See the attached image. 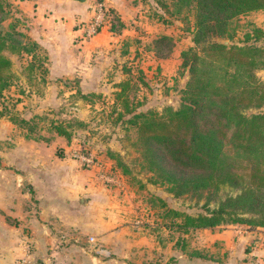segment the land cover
Segmentation results:
<instances>
[{"label":"rangeland","instance_id":"obj_1","mask_svg":"<svg viewBox=\"0 0 264 264\" xmlns=\"http://www.w3.org/2000/svg\"><path fill=\"white\" fill-rule=\"evenodd\" d=\"M167 3L169 12L174 11L172 1ZM137 10L127 17L130 29L111 31L109 44L94 43L96 35L84 32L85 43L56 49L57 54H70L66 70L63 64L49 60L48 50L28 36L25 23L12 13L3 24L7 28L14 23L37 44L33 59L32 55L5 53L12 61L14 76L0 95L4 197L47 200L51 216L57 217L55 210L59 211L68 222L58 228L52 219L49 244L40 254V249H35L36 261L42 264H207V247L214 246L206 230H178L172 224L180 219L172 212L164 213L207 214V192L201 197H175L171 185L154 183L142 165L136 128L127 123L128 117L117 119L119 104L115 110L118 84L128 79L129 98L136 112L179 108L190 78L188 68L182 67V53L191 48L202 53L193 42L195 8L192 5L171 14L154 0H141ZM110 18L122 23L117 15ZM110 23L106 24L108 30ZM230 26V39L212 42L243 45L248 34L249 44L264 47V34L258 40L253 36V28L264 30V13L242 15ZM163 35L172 38L173 48L167 58H157L153 41ZM256 75L264 83V69ZM243 112L247 116L264 113V105ZM59 124L70 137L56 133L54 126ZM77 154L92 162L77 158ZM236 193L221 186L209 207ZM72 194L77 195L74 203ZM80 198L89 202L82 204ZM84 207L85 216H81ZM221 226L231 230L229 247L235 248L222 255L225 264L231 260L264 264V258L254 250L257 239L249 237L256 229ZM156 238L167 245L175 243V248H164L160 255L144 253V246L156 248ZM258 240L264 249L262 239Z\"/></svg>","mask_w":264,"mask_h":264},{"label":"trees","instance_id":"obj_2","mask_svg":"<svg viewBox=\"0 0 264 264\" xmlns=\"http://www.w3.org/2000/svg\"><path fill=\"white\" fill-rule=\"evenodd\" d=\"M154 1L169 12L168 0ZM171 1V14L194 5L193 42L202 51L191 48L182 53V67L188 68L190 78L180 106L165 107L161 112H136L129 98L130 80H123L115 92V110L120 105L117 119L128 117L127 123L136 128L142 165L152 174L154 183L171 185L175 197H201L207 192V214L164 211L180 219L172 224L178 230L229 224L264 227V113L247 116L243 112L264 105V83L256 75L264 69V47L249 44L248 34L243 45L212 42L215 38L230 39L232 21L264 11V0ZM10 13V3L0 0V95L14 76L12 61L5 53L32 55L33 59L37 48L14 23L4 27ZM112 14L116 16L107 8L105 24L111 22L110 31L122 30L124 24L117 18L112 20ZM263 34L262 28H253L255 40ZM172 48L170 36L153 41L152 51L157 58H167ZM54 128L57 134L70 137L62 125ZM225 185L237 193L218 199L210 208Z\"/></svg>","mask_w":264,"mask_h":264},{"label":"crops","instance_id":"obj_3","mask_svg":"<svg viewBox=\"0 0 264 264\" xmlns=\"http://www.w3.org/2000/svg\"><path fill=\"white\" fill-rule=\"evenodd\" d=\"M6 1L11 5L12 15L25 23V30L28 36L36 40L41 47L48 50L49 60L51 62L63 64L62 68L66 70L65 64L71 61L70 54H57L56 49H61V51L65 49L68 50L67 48L70 46H76L78 43L80 45V43L86 42L83 33L85 25L93 18V5L96 0H87L85 3H79L74 0ZM99 1L103 2L106 8H110L114 11L119 19H121L122 23H125V30L130 29L129 23L126 21L127 17L131 12L138 11L137 9L141 2V0ZM252 13H264V11H256L249 14ZM80 23L82 25H79ZM107 28L108 26L105 24L96 34V37H93L95 39H92V41L98 44H109V35L113 36V33ZM105 36L107 37L106 40L103 39ZM70 40H72L71 43L69 42ZM3 187L4 173L0 169V264H15L20 259L26 260L28 264H42L36 261V257L34 256L36 254L35 249H40V254L46 248V245L49 244L52 236L50 225L53 223V220H55V225H58V228H60V226L66 227L68 222L65 221V218L58 215V213H60L59 211L57 212L55 210L57 217L51 216V208L47 200L39 199L36 201L30 199L5 198ZM76 196L77 195L74 196L73 194L70 196L73 203L76 201ZM86 209L87 208L84 207L79 212L81 216H85L84 212ZM57 218H59L60 221L57 220ZM79 220H84V218L80 217ZM203 230L207 231V236L208 233L210 234L212 237L211 241L214 245L213 247H207V264H225L222 255L225 256L227 251L231 253L235 251L234 247H229L231 244V230L227 229L225 226ZM250 233L251 236L249 237L257 240L262 239L264 243V227L257 228ZM14 240L18 241L14 242ZM257 240H254V250L264 258V249L261 248L259 240ZM156 241V248H153L151 244L149 246H144V253L151 254L154 252L160 255L164 252V250H162L164 248H175V243L167 245L158 238H156ZM224 246H227V248H224ZM213 253L214 256H212ZM181 254H178V259L181 257ZM186 262H188V260H186ZM230 264L237 263L231 260Z\"/></svg>","mask_w":264,"mask_h":264},{"label":"built area","instance_id":"obj_4","mask_svg":"<svg viewBox=\"0 0 264 264\" xmlns=\"http://www.w3.org/2000/svg\"><path fill=\"white\" fill-rule=\"evenodd\" d=\"M93 11H94L93 18L90 22H88L85 25V29H84L85 35L88 36L96 35L104 27L106 22L105 20H106L107 8L103 2L96 0L93 5ZM76 157L88 163L92 162V159L81 157L78 154L76 155ZM105 179L109 180L107 178ZM15 264H28V262L24 259H20Z\"/></svg>","mask_w":264,"mask_h":264},{"label":"water","instance_id":"obj_5","mask_svg":"<svg viewBox=\"0 0 264 264\" xmlns=\"http://www.w3.org/2000/svg\"><path fill=\"white\" fill-rule=\"evenodd\" d=\"M79 3H85L87 0H74ZM217 43L223 44V45H228L227 40H216ZM82 204H86L87 200L85 198H81Z\"/></svg>","mask_w":264,"mask_h":264}]
</instances>
